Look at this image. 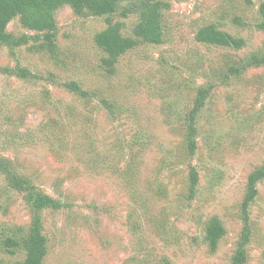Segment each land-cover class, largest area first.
I'll return each mask as SVG.
<instances>
[{
    "label": "rangeland",
    "instance_id": "1",
    "mask_svg": "<svg viewBox=\"0 0 264 264\" xmlns=\"http://www.w3.org/2000/svg\"><path fill=\"white\" fill-rule=\"evenodd\" d=\"M165 40L141 44L105 71L95 36L136 17L56 13L58 49L14 52L0 44V260L3 245L33 221L26 193L5 168L59 200L42 212L44 264H231L244 227L248 176L264 164V67L236 73L264 55V0H166ZM214 24L245 40L238 50L196 40ZM15 36L34 33L16 18ZM26 69L25 77L16 74ZM77 82L91 97L71 92ZM213 86L196 120L197 150L187 149L185 116L201 87ZM107 100L113 109L106 107ZM199 183L189 198V174ZM250 211L246 264H264V179ZM226 228L216 252L205 242L212 217Z\"/></svg>",
    "mask_w": 264,
    "mask_h": 264
},
{
    "label": "trees",
    "instance_id": "2",
    "mask_svg": "<svg viewBox=\"0 0 264 264\" xmlns=\"http://www.w3.org/2000/svg\"><path fill=\"white\" fill-rule=\"evenodd\" d=\"M64 6H70L79 16L91 14L102 17L120 14L125 19L131 16L137 18L132 33L127 35L125 34V22L112 21V18L108 17V26L94 38L96 45L105 53L102 66L110 74L115 72L117 64L123 56L141 44L160 45L165 40L164 13L170 6L166 0H0V44L7 46L13 52L17 48L31 44V48L37 52L55 55L58 49L56 13ZM260 13L263 20L258 24V28L264 31V3L260 6ZM16 18L20 20L23 28L34 34L15 36L10 32L8 27ZM196 40L238 50L244 48L246 44L244 39L229 34L214 24L201 28L196 34ZM249 66L264 67V55H252L244 65L231 69L238 74ZM16 74L25 77L29 71L19 66L16 69ZM65 86L81 97H91L77 82H69ZM212 89V85L199 88L193 107L185 116L188 130L187 149L190 155H194L197 150L196 120ZM102 103L113 109L107 100H102ZM5 168L10 184L26 193V199L34 215L30 230L26 235L19 238L7 237L3 242L5 250L11 255L15 254L17 249L24 250L26 255L24 259L13 263L0 260V264H44L49 248L48 239L44 234L42 212L46 209L58 210L63 205L59 200L33 185L28 179L21 177L9 168L7 169L6 165ZM263 179L264 164L248 176L241 211L244 227L231 264L247 263V246L251 239L249 209L259 194L258 183ZM198 183V172L195 167H192L189 174V198L193 199L196 195ZM225 235L224 223L219 217H212L207 222L205 229V242L211 252L217 251Z\"/></svg>",
    "mask_w": 264,
    "mask_h": 264
}]
</instances>
